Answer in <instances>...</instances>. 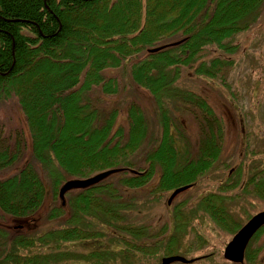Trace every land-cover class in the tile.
Returning a JSON list of instances; mask_svg holds the SVG:
<instances>
[{
    "label": "trees",
    "instance_id": "obj_1",
    "mask_svg": "<svg viewBox=\"0 0 264 264\" xmlns=\"http://www.w3.org/2000/svg\"><path fill=\"white\" fill-rule=\"evenodd\" d=\"M114 5L123 12L115 16L113 9L107 21L101 9ZM263 5L264 0H157L155 5L153 0H0V103L9 98L16 103L31 155L49 179L46 186L31 163L0 178V215L33 217L46 197L52 202L47 219L62 217L66 209L69 214L60 227L31 228L33 234L10 235L0 226V264H115L118 259L156 264L180 250L187 254L207 245L193 224L197 217L234 233L239 225L230 205L244 194L264 200V166L246 168L243 182L227 178L203 192L190 210H185L186 201L174 205L170 234L167 224L153 231L134 222L129 213L138 215L136 205L144 201L133 196L128 202L122 192L149 188L154 196L194 187L212 169L221 155L225 122L205 94L177 83L187 71L207 84L229 88L239 48L232 40L251 27ZM98 45L107 46L102 52ZM158 45L163 48L149 53ZM126 84L147 91L155 103L158 136L147 140L151 148L141 163L135 156L148 129L141 106L127 103L123 131L120 109L113 105ZM42 94L50 97L47 104L38 98ZM167 98L199 120L194 158L178 145L184 136L173 135L177 131ZM34 99L38 109L30 103ZM3 130L0 121V170L18 158L17 152H8ZM65 140L80 143L84 155H69ZM23 143L15 141L14 147ZM107 170H115V182L69 192L64 205L55 203L67 179ZM238 187L240 192L233 194Z\"/></svg>",
    "mask_w": 264,
    "mask_h": 264
},
{
    "label": "rangeland",
    "instance_id": "obj_2",
    "mask_svg": "<svg viewBox=\"0 0 264 264\" xmlns=\"http://www.w3.org/2000/svg\"><path fill=\"white\" fill-rule=\"evenodd\" d=\"M157 0H153L154 5ZM189 4V3H187ZM116 5V4H115ZM113 6L109 11H101L105 14V19L108 21V15L112 13L113 9L116 12L112 13L115 16H120L123 10ZM115 7V8H114ZM259 14L256 16L255 24H253L246 31L236 35L232 40L234 44H238L239 48L235 55H233L235 62L232 71L229 75V80L232 85L227 88H221L212 84H207L205 81L199 79L196 75H191L184 71L177 83L178 87L182 89H191L194 92L205 94L210 101L213 108L220 114L225 122L226 135L223 141L221 155L214 163L212 169L202 177L200 182L194 187L178 194L170 205L166 204L170 191H165L163 194L152 196L148 190L149 188L126 190L123 188L122 197L131 201V198L143 199V203H138V215L135 212H130L134 222H143L150 227V230L156 231L164 224L168 225L166 234L171 233L170 220L172 218L173 207L181 201H186V209L190 210L196 205V200L205 191L214 190L216 185L224 182L227 178L239 179L241 182L245 179L244 170L253 166H264V5L262 9L258 10ZM102 14V13H99ZM111 26V25H110ZM116 41V40H115ZM73 47L76 48V41H72ZM107 45H98L103 52ZM65 48V47H64ZM40 58H45V55H40ZM41 69V68H40ZM56 68L51 67V72ZM113 74V71H107ZM109 74V75H111ZM49 77H51L49 75ZM234 91L231 94L230 91ZM42 102L47 104L50 97L42 94ZM141 106L143 114L146 118L148 129L147 138L141 149L135 156L138 162H142L144 151L150 149L147 146V140L154 141L158 136V120L155 113V103L152 97L146 92L139 89L134 84H126L119 93L118 97L113 101V105L120 109L118 113V125L126 131L128 120L126 117V105L129 101ZM34 108H37L38 103L30 101ZM169 114L172 117L173 124L176 126V131L180 136H184L180 146L188 149L187 158H194L198 152L199 146V128L197 127L196 118L183 108V105L172 98H167ZM195 115V114H194ZM0 121L4 126L2 138L8 145V152H17L18 158L7 168L0 170V178H6L16 173L24 164L31 163L37 170L43 183L47 186L49 179L45 171L36 162L29 149V140L25 130L24 119L17 109V105L13 100H1L0 103ZM24 128V130H23ZM1 137V136H0ZM79 139L81 136H76ZM23 141L20 149L14 147L15 141ZM28 142V143H27ZM67 151L69 155L76 156L78 152L82 153L83 146L80 143H74L71 140H65ZM87 143V142H84ZM244 145V146H243ZM143 150V151H142ZM259 151L257 154L250 152ZM84 155V152L82 153ZM76 158H80L77 155ZM81 159V158H80ZM140 165V164H139ZM241 165L242 171L237 172ZM115 178L111 176L106 178L105 182ZM240 187L234 189L232 193H239ZM73 193H71L72 195ZM49 197L38 211L28 219H14L0 215V226L4 228L10 235L16 232L33 234L30 230L35 228L38 231L58 228L65 223L64 217H67L68 209L65 214L56 219H47L46 212L48 211L52 202ZM59 201H55L58 203ZM264 210V200L257 196L245 195L234 201L230 205V212L233 217L239 221L237 225L243 223L248 215L254 214L258 211ZM70 211V210H69ZM70 213V212H69ZM32 220V221H27ZM132 222V221H131ZM197 232L202 239L207 240V246L198 248L195 252H190L187 258L196 257V255H203L210 251H214L209 259H199L189 264H238L230 263L223 259L222 249L229 241L231 234L218 229L209 219L197 217L193 220ZM23 225L24 228H16L15 226ZM149 230V231H150ZM189 238L186 236V239ZM250 253L246 255V260L241 264H264V229L251 242ZM183 250L178 251L175 255L185 257ZM254 251V253H253ZM115 264H127L125 260H113ZM81 264V263H76ZM110 264V263H108ZM171 264H184L180 262H173Z\"/></svg>",
    "mask_w": 264,
    "mask_h": 264
},
{
    "label": "water",
    "instance_id": "obj_3",
    "mask_svg": "<svg viewBox=\"0 0 264 264\" xmlns=\"http://www.w3.org/2000/svg\"><path fill=\"white\" fill-rule=\"evenodd\" d=\"M154 50V49H153ZM152 51V50H151ZM113 171H105L94 175L90 178L83 180H69L66 181L59 190L60 198H63L65 192L71 189H81L89 186H93L103 180L106 176L110 175ZM186 187H181L172 192L168 203L170 200L179 192L183 191ZM264 225V211H261L254 216H252L232 237V239L227 243L223 251V257L227 260L233 262H241L243 259L244 248L250 239V237L255 233V231ZM173 261L180 262H191V260H186L180 256H170L162 259L161 264H168Z\"/></svg>",
    "mask_w": 264,
    "mask_h": 264
}]
</instances>
